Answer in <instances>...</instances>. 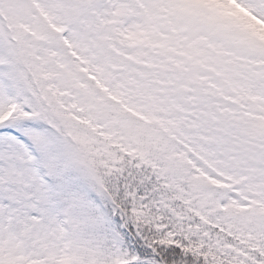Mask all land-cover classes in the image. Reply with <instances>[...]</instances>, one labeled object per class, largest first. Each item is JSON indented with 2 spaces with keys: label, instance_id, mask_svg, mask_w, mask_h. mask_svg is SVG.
<instances>
[{
  "label": "snow or ice",
  "instance_id": "snow-or-ice-1",
  "mask_svg": "<svg viewBox=\"0 0 264 264\" xmlns=\"http://www.w3.org/2000/svg\"><path fill=\"white\" fill-rule=\"evenodd\" d=\"M0 264H264V0H0Z\"/></svg>",
  "mask_w": 264,
  "mask_h": 264
}]
</instances>
